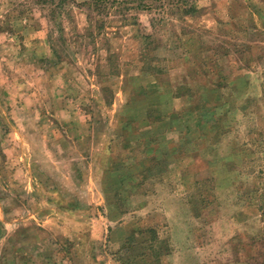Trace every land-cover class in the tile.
Returning a JSON list of instances; mask_svg holds the SVG:
<instances>
[{
  "label": "rangeland",
  "instance_id": "1",
  "mask_svg": "<svg viewBox=\"0 0 264 264\" xmlns=\"http://www.w3.org/2000/svg\"><path fill=\"white\" fill-rule=\"evenodd\" d=\"M0 264H264V0H0Z\"/></svg>",
  "mask_w": 264,
  "mask_h": 264
}]
</instances>
